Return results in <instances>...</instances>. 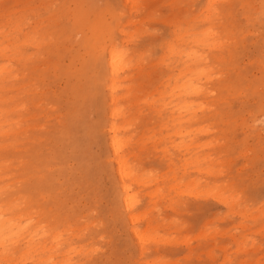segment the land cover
Returning <instances> with one entry per match:
<instances>
[{
	"label": "rangeland",
	"instance_id": "374dc122",
	"mask_svg": "<svg viewBox=\"0 0 264 264\" xmlns=\"http://www.w3.org/2000/svg\"><path fill=\"white\" fill-rule=\"evenodd\" d=\"M219 1L204 22L207 0H138L136 6L124 0H0V40L8 38L5 43L17 44L29 59L0 58V65L9 62L0 83V200L12 204L8 215L28 225L13 236L17 246L0 264L64 258L69 264H264V0ZM205 28L217 32L216 44L204 49L210 80L181 109L173 78L182 65L168 58V44L174 31ZM27 35L35 39L24 43ZM111 46L129 57L117 75L122 111L115 119L109 117L104 67ZM110 121L122 127L118 137L127 144L122 153L132 176L126 183L136 199L130 212L107 144ZM213 190L230 204L208 195ZM131 214L139 217L133 224ZM132 229L155 240L140 242ZM23 235H33L30 249Z\"/></svg>",
	"mask_w": 264,
	"mask_h": 264
},
{
	"label": "bare ground",
	"instance_id": "6f19581e",
	"mask_svg": "<svg viewBox=\"0 0 264 264\" xmlns=\"http://www.w3.org/2000/svg\"><path fill=\"white\" fill-rule=\"evenodd\" d=\"M224 1V0H223ZM137 2H138V0H124V3H129L130 4V6L132 5V6H136V4H137ZM193 2V1H192ZM218 2H221V1H219V0H207V6H206V8L204 9L203 7H202V9H204L203 11H204V13H203V16H204V18L202 19V21H206V22H208L209 21V17H210V14H211V9L214 7V5L216 4V3H218ZM48 3V2H47ZM140 3V2H139ZM171 3V2H170ZM175 3V2H174ZM194 3V2H193ZM144 4V3H143ZM142 4V5H143ZM205 4V3H204ZM38 6V5H37ZM191 6H193V4L191 5ZM30 7V6H29ZM33 7V6H32ZM35 7V6H34ZM173 7V6H172ZM212 7V8H211ZM253 7V6H252ZM129 8V7H128ZM179 8V7H178ZM183 8V7H182ZM186 8V7H185ZM215 9L216 8H218L217 6H215L214 7ZM22 9V8H21ZM187 9V8H186ZM257 9H259V8H257ZM14 10V9H13ZM12 10V11H13ZM15 10H17V8L15 9ZM137 10V9H136ZM217 10V9H216ZM261 10V9H260ZM11 11V12H12ZM133 11V10H132ZM149 11V10H148ZM177 10H175V12H176ZM202 11V12H203ZM214 11V10H213ZM13 12H15V11H13ZM12 12V13H13ZM17 12V11H16ZM137 12V11H136ZM173 12V11H172ZM199 12V11H198ZM201 12V13H202ZM264 13V12H263ZM2 14V13H1ZM4 14V13H3ZM7 14V13H6ZM5 14V15H6ZM10 14V13H9ZM131 14V13H130ZM136 14V13H135ZM260 14V13H259ZM217 15V14H216ZM135 16V15H134ZM144 16H147V15H144ZM170 16V15H169ZM168 16V17H169ZM192 16H196V15H192ZM191 16V17H192ZM218 16V15H217ZM262 16V15H261ZM154 17V16H153ZM212 17V16H211ZM215 17V16H214ZM221 17V16H220ZM22 18V17H21ZM49 18V17H48ZM55 18V17H54ZM198 18V17H197ZM213 18V17H212ZM217 18V17H216ZM8 19V18H7ZM20 19V18H19ZM45 19V18H44ZM43 19V20H44ZM47 19V18H46ZM143 19V18H142ZM140 20V21H143V20ZM145 19H146V17H145ZM148 19V18H147ZM151 19V18H150ZM167 19V18H166ZM175 19V18H174ZM178 18H176V20H177ZM182 19V18H181ZM189 19H191V18H189ZM192 19H194V18H192ZM196 19V18H195ZM194 19V20H195ZM199 19V18H198ZM28 20V19H27ZM42 20V21H43ZM139 20V19H138ZM153 20V19H152ZM151 20V21H152ZM158 20V19H157ZM30 21V20H29ZM128 21V20H127ZM148 21V20H147ZM159 21V20H158ZM189 21V20H188ZM199 21V20H198ZM36 22H39V21H36ZM129 22V21H128ZM210 22V21H209ZM17 23V22H16ZM127 23V22H126ZM165 23V22H164ZM170 23H171V21H170ZM175 23V22H174ZM186 23V22H185ZM211 23H212V21H211ZM7 24V23H6ZM44 24V23H43ZM36 25H37V23H36ZM123 25V24H122ZM140 25V24H139ZM167 25V24H166ZM208 25V24H207ZM1 26V25H0ZM26 26V25H25ZM40 26H42V25H40ZM124 26V25H123ZM138 26V25H137ZM189 26H190V24H189ZM214 26V25H213ZM175 27H177V26H175ZM178 27H181V26H178ZM2 28H4V27H2ZM14 28V27H13ZM187 28V27H186ZM174 29V28H173ZM206 29V28H205ZM12 30V29H11ZM15 30V29H14ZM37 30V29H36ZM201 30V29H200ZM3 31V30H2ZM18 31H21V28H20V30H18ZM35 31V30H34ZM174 31V30H173ZM195 31H197V30H188V29H184V31L183 32H180V31H174V36L172 35V38H171V42H172V44H168L169 45V48H168V52H169V57L168 58H177V60L178 61H181V65H182V67L181 68H179L178 69V72L176 73V75L174 76V80H175V82H176V84H174L175 85V89L177 90V92L178 93H176V98L177 99H179V98H183V103L180 105V106H178L179 108H181V107H190V103H187V100L185 99V98H187L188 96H197V94H200L201 92H203L202 90L204 89V85H205V83H206V81L209 79V72L207 73V68H206V65L204 64V62H205V59H207L206 58V54L204 55V49L205 48H207V50H208V48H210V45L211 44H216V37H215V34L217 33H214L213 32V30L212 29H210V28H207L206 30H203V31H199V32H195ZM216 31H217V29H216ZM4 32V31H3ZM13 32V31H12ZM137 32V31H136ZM135 32V33H136ZM149 32H151V31H149ZM1 33V32H0ZM143 33V32H142ZM173 33V32H172ZM7 34V33H6ZM124 34V33H123ZM132 33H130V35H131ZM219 34V33H218ZM248 34V33H247ZM25 35V34H24ZM150 35H152V34H150ZM72 36V35H71ZM12 37V36H11ZM219 37V36H218ZM9 38H10V36H9ZM25 38V40L23 41L24 43H27V42H29L30 43V41L33 39H35V37L33 36V37H29L28 35L26 36V37H24ZM8 39V38H7ZM7 39H4V40H0V58H7V60L8 61H10V59H9V56L8 55H12V56H15V55H18V56H21V60L20 61H23V62H27L29 59H28V57H24V56H22V54L20 53V49H19V47H18V45L17 44H14V42H7V43H5V41H7ZM132 39V38H131ZM137 39V38H136ZM32 40V41H33ZM50 40H52V39H50ZM123 41V40H122ZM121 41V42H122ZM220 41V40H219ZM219 41H217V42H219ZM225 41V40H224ZM81 42H83V41H81ZM126 42V41H125ZM221 42V41H220ZM11 43H13V44H11ZM16 43V42H15ZM23 43V44H24ZM33 43V42H32ZM46 43H48V41L46 42ZM129 43V42H128ZM37 44H38V42H37ZM80 44V43H79ZM82 44V43H81ZM80 44V45H81ZM122 44V43H121ZM131 44V43H130ZM221 44V43H220ZM20 46H21V42H20V44H19ZM29 45V44H28ZM34 45V44H33ZM33 45H31V46H33ZM40 45V44H39ZM42 45V44H41ZM43 45H45V44H43ZM79 45V46H80ZM125 45V44H124ZM223 45V44H222ZM127 46V45H126ZM34 47V46H33ZM122 47H123V45H122ZM122 47H118V48H120V49H116V47H114V46H111V47H109V48H107L106 49V54H105V61H104V67H105V69H106V72H107V75H108V79H109V82H108V84H107V90H108V97H107V101H108V105H109V117L111 118V119H115V118H117V117H119L120 115H121V111H122V109L121 108H119V107H117V103L119 102V100L121 99V97L119 96V95H117L116 94V92H117V89H118V80H117V75H118V73H120L121 71H123V70H125L128 66H129V61H128V58L129 57H127V53H126V51L125 50H122L121 48ZM78 48V47H77ZM215 48H217V47H215ZM213 49V48H212ZM211 50V49H210ZM77 51V50H76ZM141 51V50H140ZM75 52V51H74ZM128 52V51H127ZM143 53V52H142ZM149 53V52H148ZM207 53V52H206ZM30 54V53H29ZM33 54V53H32ZM80 54V53H79ZM141 54V53H140ZM145 54V53H144ZM29 56H31V55H29ZM140 56V55H139ZM162 57V56H161ZM161 57H160V59H161ZM165 57H167V56H165ZM13 58V57H12ZM86 58V57H85ZM14 59V58H13ZM12 59V60H13ZM18 59H20V57H18ZM260 60V59H259ZM128 61V62H127ZM140 61V60H139ZM144 61V60H143ZM164 61V60H163ZM207 61H208V59H207ZM8 63L9 62H7V63H3L2 65H0V83H4V81H5V78H6V76L4 75L5 73H7V72H9V70H8V67H9V65H8ZM141 63V62H140ZM158 63H160V62H158ZM176 63V62H175ZM139 64V63H138ZM156 64V63H155ZM162 64H164V62L162 63ZM167 64V63H166ZM152 65H154V63L152 64ZM176 65V64H175ZM247 65V64H246ZM251 65V64H250ZM13 66V65H12ZM158 66H161V64L160 65H158ZM139 67V66H138ZM132 68V67H131ZM143 68V67H142ZM154 68H156V67H154ZM171 68V67H170ZM132 69H134V68H132ZM10 70H12V69H10ZM154 70V69H153ZM212 70H214V69H212ZM150 71V70H149ZM132 72V71H131ZM135 72V71H134ZM211 73V72H210ZM13 74V73H12ZM171 74V73H170ZM217 74V73H216ZM255 74V73H254ZM126 75V74H125ZM124 75V76H125ZM138 75V74H137ZM172 75V74H171ZM171 75H170V77H171ZM214 75V74H213ZM220 75V74H219ZM16 76V75H15ZM22 76V75H21ZM24 76V75H23ZM168 76V75H167ZM212 76V75H211ZM133 77H134V75H133ZM169 77V78H170ZM12 78V77H11ZM17 78H19V77H17ZM129 78V77H128ZM221 78V77H220ZM16 79V78H15ZM125 79V78H124ZM164 79H165V77H164ZM163 79V80H164ZM172 79V80H173ZM126 80V79H125ZM210 80V79H209ZM208 80V81H209ZM162 83V82H161ZM27 84V83H26ZM29 84V83H28ZM123 84V83H122ZM158 85V84H157ZM22 86V85H21ZM20 86V87H21ZM132 86V85H131ZM171 86V85H170ZM173 86V85H172ZM15 87V86H14ZM166 87V86H165ZM164 87V88H165ZM1 88V87H0ZM7 88V87H6ZM170 88H172V87H170ZM157 89V88H156ZM259 89H261V88H259ZM131 90V89H130ZM214 90V89H213ZM44 91V90H43ZM127 91V90H126ZM163 91V90H162ZM172 91V90H171ZM205 91H207V90H205ZM215 91V90H214ZM214 91H212V92H214ZM240 91V90H239ZM155 92V91H154ZM153 92V93H154ZM241 92V91H240ZM122 93V92H121ZM170 93V92H169ZM173 93V92H172ZM215 93V92H214ZM239 93V92H238ZM159 94V93H158ZM120 95H122V94H120ZM170 95V94H169ZM10 96V95H9ZM150 96V95H149ZM153 96V95H152ZM174 96V95H173ZM206 96V95H205ZM209 96V95H208ZM147 97V96H146ZM160 98V97H159ZM226 98H228V97H226ZM5 99V98H4ZM147 99V98H146ZM171 99V98H170ZM169 99V100H170ZM144 100V99H143ZM150 100V99H149ZM191 100H193V99H191ZM190 100V101H191ZM224 100V99H223ZM142 101V100H141ZM140 101V102H141ZM226 101H227V99H226ZM143 102V101H142ZM144 102H145V100H144ZM151 102V101H150ZM149 102V103H150ZM168 102H171V101H168ZM178 102V101H177ZM176 102V103H177ZM204 102V101H203ZM138 103V102H137ZM158 103V102H157ZM162 103H163V101H162ZM173 103H175V101L173 102ZM139 104V103H138ZM178 104V103H177ZM194 104V103H193ZM175 105V104H174ZM22 106V105H21ZM122 106V105H121ZM202 106V105H201ZM23 107H25V106H23ZM43 107V106H42ZM150 107V106H149ZM195 107V106H194ZM203 107V106H202ZM210 107V106H209ZM3 108V107H2ZM1 108V109H2ZM16 108H17V106H16ZM15 108V109H16ZM19 108V107H18ZM150 108H154V107H150ZM176 108V107H175ZM208 108V107H207ZM211 108H212V106H211ZM0 109V114H1V112H2V110ZM15 109H13V110H15ZM177 109V108H176ZM182 109V108H181ZM196 109V108H195ZM7 110V109H6ZM142 110V109H141ZM154 110V109H153ZM12 111V110H11ZM159 111V110H158ZM182 112L184 111V110H181ZM195 111V110H194ZM129 112V111H128ZM146 112V111H145ZM174 112V111H173ZM179 112V111H178ZM197 112V111H196ZM195 112V113H196ZM218 112V111H217ZM44 113V112H43ZM124 113V112H123ZM141 113V112H140ZM170 113H171V111H170ZM190 113V112H189ZM194 113V114H195ZM5 114V113H4ZM58 114V113H57ZM62 114V113H61ZM127 114V113H126ZM137 114V113H136ZM184 114V113H183ZM192 114V113H191ZM190 114V115H191ZM193 114V115H194ZM204 114V113H203ZM60 115V114H59ZM139 115V114H138ZM157 115V114H156ZM32 116V115H31ZM40 116H42V115H40ZM182 116H184V115H182ZM21 117V116H20ZM58 117V116H57ZM179 117V116H178ZM185 117V116H184ZM192 117V116H191ZM27 118V117H26ZM49 118V117H48ZM47 118V119H48ZM52 118V117H51ZM131 118V117H130ZM25 119V118H24ZM50 119V118H49ZM137 120V119H136ZM190 120V119H189ZM261 120V119H260ZM10 121H12V120H10ZM19 121H20V119H19ZM165 121V120H164ZM187 121V120H186ZM5 122V121H4ZM122 122V121H121ZM7 123H8V121H7ZM124 123V122H123ZM134 123V122H133ZM256 123V122H255ZM258 123V122H257ZM260 123V122H259ZM1 124V123H0ZM126 124V123H125ZM38 125V124H37ZM120 125V124H119ZM174 125V124H173ZM208 125V124H207ZM18 126V125H17ZM27 126V125H26ZM162 126V125H161ZM203 126V125H202ZM210 126V125H209ZM31 127H32V125H31ZM30 127V128H31ZM36 127V126H35ZM130 127H131V125H130ZM168 127V126H167ZM204 127V126H203ZM8 128V127H7ZM28 128V127H27ZM26 128V129H27ZM107 128V127H106ZM124 128H126L127 129V126L126 127H124ZM161 128H163V127H161ZM166 128V127H165ZM184 128V127H183ZM209 128V127H208ZM250 128V127H249ZM4 129V128H3ZM105 129V128H104ZM122 129V127H120V126H118V125H116L114 122H112V121H110V123H109V125H108V129H107V133H108V137H107V144H108V147L110 148V151H111V153H112V155H113V158H114V162H115V164H116V173H117V176H118V180H119V182H120V190H121V193H122V196H121V202H122V205H123V207H124V209L125 210H127L128 212H130V211H132V209H133V207H134V203H135V201H136V199H135V196L133 195V194H130L129 193V191H130V183H126V180L127 179H131V176H132V172H131V169H130V167H129V164H128V159L125 157V155L122 153L123 152V148L125 147V145H127L126 143H125V139H123V138H120V137H118V133H119V131ZM147 129H149V128H147ZM168 129V128H167ZM188 129V128H187ZM7 130V129H6ZM13 130V129H12ZM20 130V129H19ZM149 130H151V129H149ZM186 130V129H185ZM185 130H183V132L185 131ZM207 130V129H206ZM208 130H210V129H208ZM18 131V130H17ZM187 131H190V129L189 130H187ZM193 131V130H192ZM6 132V131H5ZM14 132V131H13ZM141 132V131H140ZM170 132V131H169ZM183 132H181V133H183ZM257 132V131H256ZM6 133H9V132H6ZM5 133V134H6ZM143 133V132H142ZM156 133V132H155ZM165 133V132H164ZM187 133V132H186ZM201 133V132H200ZM203 133V132H202ZM201 133V134H202ZM10 134V133H9ZM15 134V133H14ZM17 134H19V133H17ZM177 134H179L180 135V133H177ZM185 134V133H184ZM188 134V133H187ZM186 134V135H187ZM255 134V133H254ZM1 135H3V134H1ZM144 135V134H143ZM153 135V134H152ZM173 135V134H172ZM192 135V134H191ZM128 136V135H127ZM163 136V135H162ZM169 136V135H168ZM175 136V135H174ZM194 136V135H193ZM143 137V136H142ZM144 137H146V135L144 136ZM155 137V136H154ZM153 137V138H154ZM177 137V136H176ZM182 137V136H181ZM190 137V136H189ZM187 138V139H190V138ZM149 138V137H148ZM169 138V137H168ZM193 138V137H192ZM127 139V138H126ZM139 139V138H138ZM152 139V138H151ZM154 139H156V138H154ZM170 139V138H169ZM186 139V138H185ZM208 139V138H207ZM160 140V139H159ZM178 140V139H177ZM194 140V139H193ZM150 141V140H149ZM182 141H183V139H182ZM216 141V140H215ZM130 142V141H129ZM178 142V141H177ZM201 142V141H200ZM220 142V141H219ZM6 143V142H5ZM7 143H9V142H7ZM152 143H154V142H152ZM184 143V142H183ZM11 144V143H10ZM169 144V143H168ZM194 144V143H193ZM1 145V144H0ZM7 145V144H6ZM182 145V144H181ZM184 145V144H183ZM191 145V144H190ZM189 145V146H190ZM169 146V145H168ZM174 146H176V145H174ZM180 146V145H179ZM195 146H197V145H195ZM208 146V145H207ZM2 147V146H1ZM0 147V148H1ZM170 147H172V146H170ZM199 147V146H198ZM161 148V147H160ZM185 148V147H184ZM205 148H206V146H205ZM138 149V148H137ZM179 149V148H178ZM201 149H202V147H201ZM157 150H159V149H157ZM156 150V151H157ZM194 150V149H193ZM200 150V149H199ZM162 151V150H161ZM166 151H168V150H166ZM187 152V151H186ZM190 152V151H189ZM197 152V151H196ZM208 152V151H207ZM188 153V152H187ZM132 154V153H131ZM163 154V153H162ZM165 154V153H164ZM170 154V153H169ZM183 155V154H182ZM208 155V154H207ZM245 155V154H244ZM264 155V154H263ZM165 156V155H164ZM187 156V155H186ZM194 156V155H193ZM198 157V156H197ZM113 158H111V159H113ZM133 158V157H132ZM166 158V157H165ZM168 158V157H167ZM189 158V157H188ZM206 158V157H205ZM110 159V160H111ZM188 160V159H187ZM213 160V159H212ZM227 160H229V159H227ZM11 161V160H10ZM184 161V160H183ZM204 162H205V160H203ZM223 161V160H222ZM22 162V161H21ZM173 162V161H172ZM3 164H4V161H3ZM7 164V163H6ZM70 164V163H69ZM195 164V163H194ZM197 164H198V162H197ZM130 165H133V164H130ZM180 165V164H179ZM189 165V164H188ZM196 165V164H195ZM171 166V165H170ZM207 166V165H206ZM243 166V165H242ZM8 167V166H7ZM17 167V166H16ZM197 167H199V166H196V168ZM212 167H213V165H212ZM51 168V167H50ZM49 168V169H50ZM184 168V167H183ZM195 168V167H194ZM218 168V167H217ZM222 168V167H221ZM244 168V167H243ZM190 169V168H189ZM144 170V169H143ZM185 170H186V168H185ZM195 169H193V171H194ZM200 170V169H199ZM217 170V169H216ZM2 171V170H1ZM151 171V170H150ZM165 171H166V169H165ZM184 171V170H183ZM188 171H190V170H188ZM192 171V170H191ZM201 171H204V170H201ZM215 171V170H214ZM147 172V171H146ZM200 172V171H199ZM149 173V172H148ZM147 173V174H148ZM152 173V172H151ZM161 173V172H160ZM165 173V172H164ZM174 173V172H173ZM185 173V172H184ZM205 173V172H204ZM214 173V172H213ZM139 174V173H138ZM217 174V173H216ZM144 175V174H143ZM176 175V174H175ZM3 176V175H2ZM150 176V175H149ZM158 176V175H157ZM217 176V175H216ZM220 176V175H219ZM137 177V176H136ZM169 177V176H168ZM190 177H192V176H190ZM4 178V177H3ZM167 178V177H166ZM20 179V178H19ZM22 179V178H21ZM20 179V180H21ZM165 179V178H164ZM181 179V178H180ZM188 179V178H187ZM192 179V178H191ZM133 180V179H132ZM162 180V179H161ZM176 180V179H175ZM182 180V179H181ZM207 180V179H206ZM146 181V180H145ZM155 181V180H154ZM158 181H159V179H158ZM203 181V180H202ZM209 181V180H208ZM13 182V181H12ZM133 182V181H132ZM137 182H139V181H137ZM142 182H144V181H142ZM147 182V181H146ZM162 182V181H161ZM182 182V181H181ZM134 183V182H133ZM140 183V182H139ZM201 183V182H200ZM232 183V182H231ZM10 184V183H9ZM147 184V183H146ZM149 184H150V182H149ZM172 184H174V183H172ZM177 184V183H176ZM187 184H188V182H187ZM206 184V183H205ZM212 184H214V183H212ZM217 184V183H216ZM225 184V183H224ZM4 185V184H3ZM186 185V184H185ZM201 185V184H200ZM229 185V184H228ZM8 186V185H7ZM199 186V185H198ZM208 186V185H207ZM144 187V186H143ZM171 187V186H170ZM222 187V186H221ZM227 187V186H226ZM201 188V187H200ZM225 188V187H224ZM170 189V188H169ZM168 189V190H169ZM196 189V188H195ZM232 190V189H231ZM160 191V190H159ZM171 191V190H170ZM193 191V190H192ZM208 191H210V190H208ZM180 192H181V189H180ZM179 192V193H180ZM202 192V191H201ZM204 192V191H203ZM205 192H207V191H205ZM176 193H177V191H176ZM190 193H192V192H190ZM190 193H181V194H188V195H190ZM199 193H200V191H199ZM198 192L196 193L195 192V194L196 195H198L199 194ZM236 193V192H235ZM137 194V193H136ZM161 194V193H160ZM19 195H21V194H19ZM146 195V194H145ZM202 195V194H201ZM205 195V194H204ZM208 195H212V197L215 199V200H217L219 203H222V204H224V205H228V204H230L229 202H230V200H228L227 198H225V197H223L220 193H218V192H216L215 190H213L212 192H208ZM233 195V194H232ZM0 196H1V194H0ZM148 196H150V195H148ZM192 196H193V193H192ZM230 196V195H229ZM236 196V195H235ZM152 197V196H151ZM154 197H155V195H154ZM164 197V196H163ZM173 197V196H172ZM200 197V196H199ZM150 198V197H149ZM162 198V197H161ZM209 198V197H208ZM211 198V197H210ZM238 198V197H237ZM13 199V198H12ZM154 199V198H153ZM159 199V198H158ZM195 199H196V197H195ZM200 199H202L201 197H200ZM140 201V200H139ZM170 201V200H169ZM175 201V200H174ZM183 201H185V200H183ZM19 202V201H18ZM178 202H180V201H178ZM235 202V201H234ZM239 202V201H238ZM237 202V203H238ZM14 203H16V202H14ZM160 203V202H159ZM175 203V202H174ZM23 204V203H22ZM138 204V203H137ZM180 204V203H179ZM182 204V203H181ZM183 204H184V202H183ZM233 204V203H232ZM16 205H18V204H16ZM21 205V204H20ZM148 205V204H147ZM150 205V204H149ZM168 205V204H167ZM223 205V206H224ZM235 205V204H234ZM237 205V204H236ZM12 206V204L11 203H4L2 200H0V261L1 260H4L5 262H6V260H8V257H9V252L11 253L12 252V250H13V248H16V244H15V242H14V240H12V238H13V236H14V238H15V236H17L19 233H20V231L22 232V231H24L25 230V228H27L26 226H28L27 224H21V221L19 220V218H16V217H12V216H10V215H8V212H7V209L8 208H10ZM165 206V205H164ZM21 207V206H20ZM147 207V206H146ZM173 207H174V205H173ZM225 207V206H224ZM246 208H249V207H247V206H245ZM244 207V208H245ZM13 208V207H12ZM51 208V207H50ZM179 208V207H178ZM177 208V209H178ZM168 209V208H167ZM239 209V208H238ZM157 210V209H156ZM181 210V209H180ZM232 210H234V209H232ZM139 211V210H138ZM155 211V210H154ZM231 211V210H230ZM95 212V211H94ZM182 212V211H181ZM240 212H242V211H240ZM237 213V214H240L241 216L243 215V213ZM251 212V211H250ZM149 213H152L151 211L149 212ZM164 213V212H163ZM187 213V212H186ZM230 214H232L231 212H229ZM246 213V212H245ZM244 213V214H245ZM248 213V212H247ZM252 213V212H251ZM184 214V213H183ZM189 214H191V212L189 213ZM225 214H227V213H225ZM30 215V214H29ZM150 215V214H149ZM154 215V214H153ZM156 215H158V214H156ZM212 215H213V213H212ZM234 215H235V210H234ZM21 216V215H20ZM33 216V215H32ZM130 216V218H129V221L131 220V224H133V223H135V222H137L138 221V219H139V217L138 216H136V215H129ZM163 216V215H162ZM218 216V215H217ZM223 216V215H222ZM245 216V215H244ZM247 216V215H246ZM260 216H262V215H260ZM27 217V216H26ZM165 217H166V215H165ZM178 217V216H177ZM251 217H253L254 218V216H251ZM250 217V218H251ZM78 218V217H77ZM171 218V217H170ZM174 218V217H173ZM185 218V217H184ZM214 218V217H213ZM219 218V217H218ZM21 219V218H20ZM33 219V218H32ZM155 219V218H154ZM158 219V218H157ZM161 219V218H160ZM160 219H159V221H160ZM163 219V218H162ZM161 219V220H162ZM180 219V218H179ZM186 219V218H185ZM243 219V218H242ZM258 219V218H257ZM82 220V219H81ZM170 220V219H169ZM173 220V219H172ZM175 220H177V218L175 219ZM251 220V219H250ZM140 221V220H139ZM158 221V222H159ZM219 221V220H218ZM25 222V221H24ZM28 222V221H27ZM26 222V223H27ZM92 222V221H91ZM95 222V221H94ZM163 222V221H162ZM165 222V221H164ZM177 222V221H176ZM186 222V221H185ZM243 222V221H242ZM241 222V223H242ZM255 222V221H254ZM258 222V221H257ZM85 223V222H84ZM152 223V222H151ZM187 223V222H186ZM240 223V224H241ZM248 223V222H247ZM46 224V223H45ZM89 224V223H88ZM91 224V223H90ZM176 224V223H175ZM181 224V223H180ZM191 224V223H190ZM239 224V225H240ZM136 225V224H135ZM209 225V224H208ZM212 225H214V224H212ZM239 225H236V226H239ZM39 226V225H38ZM37 226V227H38ZM42 226H44L43 224H41V226H39L40 228L42 227ZM70 226H71V224H70ZM86 226H89V225H86ZM215 226V225H214ZM243 226V225H242ZM241 226V227H242ZM74 227V226H73ZM189 227V226H188ZM187 227V228H188ZM78 228V227H77ZM76 228V229H77ZM131 228V227H130ZM138 228V227H137ZM169 228V227H168ZM210 228V227H209ZM212 228V227H211ZM240 228V227H239ZM243 228V227H242ZM248 228H249V226H248ZM257 228V227H256ZM39 229V228H38ZM37 229V230H38ZM45 229V228H44ZM72 229V228H71ZM142 229V228H141ZM201 229V228H200ZM226 229V228H225ZM258 229H260V228H258ZM35 230V229H34ZM69 230V229H68ZM72 230H74V228L72 229ZM130 230V229H129ZM160 230V229H159ZM158 230V231H159ZM174 230V229H173ZM186 230V229H185ZM214 230V229H213ZM235 230V229H234ZM237 230V229H236ZM42 231V230H41ZM57 232H58V230H56ZM163 231V230H162ZM175 231V230H174ZM212 231V230H211ZM225 231V230H224ZM247 231V230H246ZM83 232V231H82ZM82 232H80V233H82ZM85 232H86V230H85ZM171 232H172V230H171ZM222 232V231H221ZM227 232V231H226ZM236 232V231H235ZM262 232V231H261ZM46 233H48V232H46ZM132 233H133V235L136 237V239H138V241H140V242H143V243H145V241L147 242V241H149V240H155V236H152V235H150L149 233L148 234H146V233H144V230H143V232L141 233V232H139L138 231V229H132ZM183 233V232H182ZM196 233V232H195ZM209 233H210V231H209ZM208 233V234H209ZM243 233V232H242ZM241 233V234H242ZM250 233V232H249ZM59 234V233H58ZM70 234H72V233H70ZM172 234V233H171ZM184 234V233H183ZM194 234V233H193ZM197 234V233H196ZM199 234V233H198ZM219 234V233H218ZM217 234V235H218ZM34 235V234H33ZM33 235H29L28 237L27 236H24V244L28 247V249H30V247H32V238H33ZM74 235V234H73ZM166 235V234H165ZM204 235V234H203ZM207 235V234H206ZM213 235H214V233H213ZM212 235V236H213ZM22 236V235H21ZM43 236V235H42ZM53 236V235H52ZM56 236H57V234H56ZM61 236V235H60ZM102 236H103V234H102ZM194 236V235H193ZM192 236V237H193ZM200 236H201V234H200ZM210 236V235H209ZM37 237V236H36ZM40 237H41V235H40ZM54 237V236H53ZM52 237V238H53ZM78 237H79V235H78ZM229 237V236H228ZM19 238V237H18ZM18 238H17V240H18ZM52 238H51V240H52ZM55 238V240H57L58 238H56V237H54ZM60 238V237H59ZM160 238V237H159ZM158 238V239H159ZM178 238V237H177ZM199 238V237H198ZM205 238V237H204ZM203 238V239H204ZM70 239V238H69ZM162 239V238H161ZM182 239H185V237L184 238H182ZM188 239V238H187ZM202 239V240H203ZM209 239V238H208ZM208 239H207V241H208ZM218 239V238H217ZM12 240V241H11ZM45 240V239H44ZM157 240V239H156ZM198 240V239H197ZM214 240V239H213ZM219 240H220V238H219ZM232 240V239H231ZM247 240H249V239H247ZM63 241V240H62ZM180 241H181V239H180ZM180 241L178 242V243H180ZM183 241V240H182ZM181 241V242H182ZM193 241V240H192ZM206 241V242H207ZM59 242V241H58ZM163 242H164V240H163ZM188 243H189V241H187ZM203 242V241H202ZM212 242V241H211ZM232 242V241H231ZM18 243V242H17ZM35 243V242H34ZM55 243V242H54ZM139 243V242H138ZM157 243V242H156ZM165 243V242H164ZM186 243V242H185ZM184 243V244H185ZM204 243H205V241H204ZM225 243H226V241H225ZM229 243V242H228ZM256 243V242H255ZM44 244V243H43ZM46 244V243H45ZM87 244H88V242H87ZM142 243H140V245H141ZM160 244V243H159ZM177 244V243H176ZM180 244H182L183 245V243H180ZM251 244V243H250ZM41 245V244H40ZM59 245V244H58ZM57 245V246H58ZM74 245V244H73ZM139 245V246H140ZM143 245V244H142ZM148 245V244H147ZM154 245V244H153ZM162 245V244H161ZM218 245V244H217ZM226 245V244H225ZM42 246V245H41ZM45 246V245H44ZM47 246V245H46ZM158 246V245H157ZM165 246V245H164ZM170 246V245H169ZM230 246V245H229ZM251 246H253V245H251ZM55 247H56V245H55ZM54 247V248H55ZM71 247H73V246H71ZM173 247V246H172ZM176 247H178V246H176ZM211 247V246H210ZM243 247V246H242ZM255 247V246H254ZM49 248H52V247H49ZM48 248V249H49ZM78 248V247H77ZM86 248V247H85ZM89 248H91V247H89ZM94 248V247H93ZM92 248V249H93ZM141 248V247H140ZM155 248V247H154ZM185 248V247H184ZM208 248V247H207ZM206 248V249H207ZM214 248V247H213ZM233 248V247H232ZM41 249V248H40ZM53 249V248H52ZM95 249H96V247H95ZM99 249V248H98ZM102 249V248H101ZM104 249V248H103ZM147 249H149V248H147ZM219 249H221L220 247H219ZM236 249H238V248H236ZM235 249V250H236ZM258 249V248H257ZM46 250V249H45ZM68 250H70V249H68ZM78 250V249H77ZM91 250V249H90ZM188 250V249H187ZM202 250V249H201ZM25 251V250H24ZM38 251H41V250H38ZM48 251H50V250H48ZM52 251V250H51ZM92 251H94V250H91L90 252L92 253ZM155 251V250H154ZM215 251V250H214ZM225 251V250H224ZM236 251H238V250H236ZM29 252H31V251H29ZM28 252V253H29ZM57 252V251H56ZM72 252V251H71ZM76 252V251H75ZM96 252V251H95ZM158 252V251H157ZM213 252V251H212ZM246 252V251H245ZM249 252V251H248ZM252 252V251H251ZM257 252V251H256ZM13 253V252H12ZM62 253V252H61ZM77 253V252H76ZM255 253V252H254ZM37 254V253H36ZM52 254V253H51ZM89 254V253H88ZM143 254V253H142ZM185 254V253H184ZM192 254V253H191ZM240 254V253H239ZM243 254V253H242ZM13 255V254H12ZM53 255H54V253H53ZM72 255H74V254H72ZM220 255V254H219ZM23 256H25L24 254H23ZM50 256V254H48V257ZM62 256H63V254H62ZM155 256V255H154ZM229 256V255H228ZM28 257V256H27ZM48 257H46L47 259H49V258H51V256L48 258ZM91 257V256H90ZM157 257V256H156ZM178 257V256H177ZM185 257V256H184ZM193 257V256H192ZM232 257V256H231ZM14 258V257H13ZM35 258V257H34ZM45 258V256H44V258L42 257V259H46ZM164 258V257H163ZM205 258V257H204ZM207 258V257H206ZM205 258V259H206ZM213 258V257H212ZM215 258V257H214ZM11 259V258H10ZM15 259V258H14ZM88 259V258H87ZM159 259V258H158ZM166 259H168V258H166ZM171 259V258H170ZM180 259V258H179ZM216 259V258H215ZM245 259V258H244ZM243 259V260H244ZM258 259V258H257ZM29 260V259H28ZM52 260L53 259H51V262H52ZM164 260V259H163ZM240 260V259H239ZM248 260V259H247ZM23 261H24V259H23ZM21 262V264L23 263L24 264V262ZM45 261H47V260H45ZM55 261V260H54ZM75 261V260H74ZM160 261H161V259H160ZM170 261V260H169ZM259 261V260H258ZM4 262V263H5ZM17 262V261H16ZM15 262V263H16ZM73 262V261H72ZM71 262V263H72ZM142 262H144L145 263V261H142ZM147 262V261H146ZM152 263H153V261H151ZM150 262V263H151ZM167 262V261H166ZM226 262H228V261H226ZM248 262V261H247ZM3 263V262H2ZM70 263V264H71ZM77 263V262H76ZM149 263V262H148ZM164 263V262H163ZM170 263V262H169ZM222 263V262H221ZM12 264H14V262H12ZM51 264H69V259H67V258H64L61 262L59 261V262H54V263H51ZM80 264V263H79ZM155 264H157V263H155ZM168 264V263H167ZM172 264V263H171ZM203 264H205V263H203ZM219 264V263H218ZM239 264V263H238ZM253 264H254V262H253Z\"/></svg>",
	"mask_w": 264,
	"mask_h": 264
}]
</instances>
